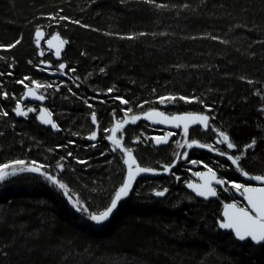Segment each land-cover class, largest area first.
Returning a JSON list of instances; mask_svg holds the SVG:
<instances>
[{"label": "trees", "instance_id": "16d2710c", "mask_svg": "<svg viewBox=\"0 0 264 264\" xmlns=\"http://www.w3.org/2000/svg\"><path fill=\"white\" fill-rule=\"evenodd\" d=\"M38 30L65 41L60 60L36 45ZM60 64L62 76L47 73ZM32 84L56 128L37 123V104L16 115ZM150 110L209 116L207 132L192 129L187 140L212 143L211 130L225 132L235 147L219 150L240 156L239 167L196 148L189 159L226 186L240 183L241 172L264 176V0H0V165L10 166L0 180V264H264V244L217 227L232 198L193 196L181 162L137 180L108 220L90 219L126 173L111 129L125 113ZM157 133L138 119L117 136L139 166L160 172L178 158L170 148L180 136L154 146ZM31 165L40 172L18 171Z\"/></svg>", "mask_w": 264, "mask_h": 264}, {"label": "snow or ice", "instance_id": "6c2138e0", "mask_svg": "<svg viewBox=\"0 0 264 264\" xmlns=\"http://www.w3.org/2000/svg\"><path fill=\"white\" fill-rule=\"evenodd\" d=\"M66 19V18H65ZM78 23V21L76 22ZM41 33L38 31L37 36H40ZM53 39H56L54 37ZM19 43V41H17ZM61 43H64L61 41ZM49 44H52V41H49ZM14 46V45H13ZM56 55H60L59 47H57ZM61 69L65 67L64 64H60L59 66ZM103 71V70H101ZM20 83H23V81H20ZM33 83H36L33 81ZM26 86V85H25ZM27 87V86H26ZM37 87H40V85H37ZM109 92L112 91V89H108ZM29 95H33L32 90H29ZM38 99H44L43 96L38 97ZM175 97H160L161 103H164L165 101H171L174 100ZM182 100H187L185 97H180ZM123 103H128L127 101H122ZM28 112L35 111L33 108H29L27 110ZM128 111H131L129 109ZM15 112L17 115H27V112H23L20 108L19 103L17 104V107L15 109ZM4 115H7V113H4ZM148 119H153L154 117H160L161 119L158 121L160 123H172L175 122L177 127H180L183 125V132L184 135L187 136L189 125L190 124H202L205 128L209 127V116L203 115V114H194V113H187L183 115H177L172 117H166L162 112H156V111H150L148 113L144 114ZM125 116H127V113H125ZM44 124H50L53 128H56L57 125L53 122L51 119V113L48 111V109H41L40 117H39ZM138 119H140L139 116H133L131 118V122L135 123ZM92 120L93 123L96 122V115L93 112L92 114ZM129 121L125 119L124 121H117V123L114 125V127L111 129L112 135L108 137L109 140L112 141V143L116 147H122L121 145V139L116 138V133L120 131L124 124H127ZM107 131V130H106ZM173 135V133H168L167 136L164 137H156V143L159 144L161 142L166 143L168 136ZM97 136L96 132H93L89 139L95 140ZM219 136L222 137V140L218 141V143H226L227 142V148L232 149L235 147V145L231 142H229V136L225 132H219ZM139 139V138H137ZM256 141L253 140L250 144H248L247 148H252L255 145ZM193 145H198L200 148H212V145H205V144H198L197 141L193 140L191 143H188L187 146L191 148ZM183 146V145H181ZM115 150V149H114ZM122 151L125 155L124 163L128 166V175L125 182L121 185V187L115 192L114 198L111 200L110 206L106 208V210L100 212L99 214H91L90 219L97 224H100L104 221H106L109 216L113 213V211L117 208L118 202L122 199V197H125L128 195L129 190L132 187V183L135 179V176L141 172H149L153 171L152 169L147 168H140L138 165H136L135 157L132 155V150L129 148H122ZM221 155H225L224 152L220 153ZM70 155V154H69ZM228 159L231 160L233 165H238V161L241 159L240 156H236L233 158L232 156H228ZM15 164L22 165L23 161H15ZM35 163V162H33ZM83 163V161H81ZM193 164L197 163L196 161H192ZM135 165V167H134ZM10 166L7 164L0 165V180H3L7 175L10 173H7L4 171V169L9 168ZM42 166L37 167H30V168H20L18 171L24 172V171H31V172H39ZM205 167H207L205 165ZM17 170H13L11 173L12 175L15 174ZM165 171H168V167H165ZM208 178L205 179L203 184L200 185H193L189 184L188 186L190 188H194L197 195L201 197H214L217 195V192L215 188L211 187V181L215 180L216 174L213 172L211 168H208ZM198 176H203V173H197ZM244 176H249L247 172H243ZM51 182L54 184H57L59 188L65 190V195H67V187L65 184L59 182L54 176H48L47 177ZM253 180L264 182V176H252L250 177ZM216 183L218 184H224L225 181L223 180H217ZM232 187L235 188L237 191L243 190L242 194L246 197L247 203L250 207H237L236 204H228L225 205V211H224V220L219 224L220 228L223 229H232L235 232L236 237L239 240H245L246 238H251L252 241H255L257 243L264 242V187H252V186H245L244 184L240 183H232ZM166 191V190H165ZM156 195L163 196L164 192H157Z\"/></svg>", "mask_w": 264, "mask_h": 264}, {"label": "water", "instance_id": "95a60500", "mask_svg": "<svg viewBox=\"0 0 264 264\" xmlns=\"http://www.w3.org/2000/svg\"><path fill=\"white\" fill-rule=\"evenodd\" d=\"M40 32L41 33V35L40 36H37V32ZM38 31H36V33H35V39H36V45L37 46H39L40 45V43L44 40V35H43V32L42 31H40V30H38ZM54 37H56V39H53ZM49 41H52V44L50 45L49 44ZM61 41H63L64 43H61ZM43 44H44V46L52 53V55H53V58L55 59V60H60V58H61V54L64 52V50H65V48H66V43H65V41L59 36V35H52V36H50L48 39H45L44 41H43ZM57 47H59V50H60V55L59 56H57L56 55V51H57ZM60 66V65H59ZM59 70L60 71H48L47 73L50 75V76H62L63 75V73H62V71L64 70V68L63 69H61L60 67H59ZM32 90V92H33V95H29L28 93H29V90ZM40 96H43L44 97V99H38V97H40ZM25 103H33V104H37L38 105V113H37V115H36V121H37V123L41 126V127H44V128H53L50 124H44L43 122H42V120L39 118L40 117V113H41V109H45L46 108V106H45V103H46V98H45V96L44 95H42V94H40L34 87H27L25 90H24V92H23V94L21 95V97H20V108H21V110L23 111V112H25L23 109H22V105L23 104H25ZM17 107V106H16ZM47 109V108H46ZM49 111V110H48ZM150 111H156V112H161V111H159V110H150ZM150 111H148V112H150ZM50 112V111H49ZM148 112H146V113H148ZM16 113V112H15ZM163 113V112H162ZM145 114V113H144ZM142 115L141 116V120H143L145 123H147L149 126H151V127H153V128H162V129H165V130H167V131H172V132H174V131H177V130H181V131H183V125H181L180 127H177L176 126V123L175 122H172V123H160V122H158L161 118L160 117H154L153 119H148L145 115ZM164 114V116H166V117H172V116H177V115H183V114H187V113H178V114H173V115H167V114H165V113H163ZM194 114H199V113H194ZM16 115H17V113H16ZM204 115V114H203ZM17 116H19V117H23L24 115H17ZM51 119L53 120V118H52V115H51ZM53 122H54V120H53ZM55 123V122H54ZM195 126H200V127H202V128H205L204 127V125H202V124H199V123H197V124H190L189 125V129L190 128H192V127H195ZM54 129V128H53ZM167 136V135H166ZM156 138V137H155ZM155 138H153V145H158L157 143H156V140H155ZM167 141H168V139H167ZM167 143V142H166ZM166 143H164V142H161V143H159V144H166ZM127 166V165H126ZM30 167H37V166H29V168ZM134 167H135V165H134ZM140 168H144V167H141V166H139ZM168 167V171H165V169L163 170V171H160V172H158V173H156L155 171L153 172V171H149V172H141V173H139V174H137L136 176H135V179H134V181H133V183H132V187H131V189L133 188V186H134V184H135V182L138 180V179H140V178H145V177H154L155 175H157V174H161V175H164V174H166V173H168L169 171H170V169L173 167V164H171L170 166H167ZM40 172V171H39ZM198 173H203L204 175L203 176H198L197 175V173L195 174V175H193V177H194V179H196L197 181H189L188 183H186L185 184V189L187 190V191H189L193 196H195L196 198H198V199H201V200H207V199H215L216 198V196H214V197H207V198H205V197H201V196H199V195H197V193H196V191L194 190V188H190L188 185L189 184H193V185H200V184H203L204 183V181H205V179H207L208 178V170H203V171H201V172H198ZM216 174V178H215V180H212L211 181V187H213V188H215V190L216 189H218V188H222L224 185H225V183L224 184H218V183H216V181L217 180H223V179H221V178H219L218 177V175H217V173H215ZM127 175H128V166H127V168H126V173H125V176H124V179H123V182H122V184L125 182V180L127 179ZM244 179L247 181V182H251V183H253V184H255V186H252V187H264V182H260V181H256V180H253V179H251L250 177H248V176H246V177H244ZM224 181V180H223ZM121 184V185H122ZM121 185H120V187H121ZM119 187V188H120ZM118 188V189H119ZM117 189V190H118ZM130 189V190H131ZM129 190V191H130ZM242 192H243V190L241 189L240 191H237L235 188H233V193H234V195H235V197L237 198V199H239V200H241L242 202H243V207H250L249 205H248V203H247V200H246V197L242 194ZM115 196V195H114ZM114 198V197H113ZM123 198V197H122ZM120 202V201H119ZM118 202V203H119ZM228 204H235V203H225L224 205H223V207H222V209H221V213H220V219H218L217 220V227H218V229L221 231V232H223V233H230V234H232L233 235V237L237 240V241H239V242H242V243H246V242H250L252 245H254V246H259V245H261V244H264V242H261V243H257V242H255V241H252L251 240V238H246L245 240H239L237 237H236V235H235V232H234V230H232V229H223V228H220L219 227V224L224 220V211H225V205H228ZM110 206V205H109ZM81 207L83 208V209H85V207H84V205L83 204H81ZM237 207H241V206H238L237 205ZM106 210V209H105ZM116 210V209H115ZM114 210V211H115ZM113 211V212H114ZM99 214V213H98ZM113 214V213H112ZM111 214V215H112ZM91 215V214H90ZM110 215V216H111ZM110 216H109V218H110ZM108 218V219H109ZM107 219V220H108Z\"/></svg>", "mask_w": 264, "mask_h": 264}, {"label": "flooded vegetation", "instance_id": "af4514ba", "mask_svg": "<svg viewBox=\"0 0 264 264\" xmlns=\"http://www.w3.org/2000/svg\"><path fill=\"white\" fill-rule=\"evenodd\" d=\"M153 128V127H152ZM196 128H198L201 132H207V129L208 128H202V127H200V126H195V127H192V128H190L189 130H188V133H189V131L190 130H192V129H196ZM154 129H156V130H158V132L159 133H157V134H154L153 135V138H155V137H164V136H166L168 133H173V135H171V136H168V141H167V143L169 142V140L171 139V138H173L172 136H174V135H176V134H180V133H184L183 131H181L180 129L179 130H177V131H174V132H172V131H167V130H165V129H162V128H154ZM188 135V134H187ZM152 141H153V139H152ZM193 141V140H192ZM195 141H197V140H195ZM198 142V144H203V143H200L199 141H197ZM166 143V144H167ZM190 143H191V141H190ZM166 144H158V145H154V146H159V145H166ZM205 145H212V148L210 149V148H200L198 145H193L191 148H196V149H199V150H202V151H204V152H207L209 155H211V156H218V155H220V156H225V157H228L227 156V153H225V155H221L220 153V150H219V148L221 147V145H223L222 143H218V141L217 140H213V142L212 143H207V144H205ZM191 148H189V150L191 149ZM178 157V156H177ZM231 161V160H230ZM232 163V162H231ZM205 165L207 166V167H205ZM234 166H236V165H234ZM185 167H188V173L190 174V179L186 182V183H188L189 181H197L196 179H194V177H193V175H195L196 173H198V172H201V171H203V170H208V168H211V167H209L206 163H201V164H196V165H192V166H187V165H185ZM212 169V168H211ZM213 170V169H212ZM213 172H215L214 170H213ZM216 173V172H215ZM218 175V174H217ZM219 177V176H218ZM244 177H246V176H244L243 175V172H241L240 173V184H244L245 186H255V184H253V183H251V182H247L245 179H244ZM248 177H252V176H248ZM219 178H221V177H219ZM221 179H223L224 181H225V185L222 187V188H218V189H216V192H217V196H216V198L218 197V195H219V193L220 192H223L224 194H226V195H228V196H230L232 199L231 200H229L228 202H225V203H235L236 205H238V206H241V207H243V202L241 201V200H239V199H237L236 197H235V195H234V193H233V187H232V185L231 186H226L227 185V181L224 179V178H221ZM185 183V184H186ZM230 187V188H229ZM225 203H223V205L225 204ZM223 205H222V207H223Z\"/></svg>", "mask_w": 264, "mask_h": 264}, {"label": "rangeland", "instance_id": "374dc122", "mask_svg": "<svg viewBox=\"0 0 264 264\" xmlns=\"http://www.w3.org/2000/svg\"><path fill=\"white\" fill-rule=\"evenodd\" d=\"M46 38L44 37V40H45ZM43 40V41H44ZM42 41V42H43ZM41 42V43H42ZM43 52H42V50H39V54L41 55ZM45 66L46 67H48L49 69H50V67L49 66H47L46 64H45ZM51 71H57V69L56 68H52V70ZM32 87H34V88H36V84H32L31 85ZM29 108H32V106L31 107H22V109L25 111V112H27L28 113V109ZM32 112H34V111H32ZM136 116H139L140 117V119H141V116L140 115H136ZM133 116L131 115V116H126L125 118H123L122 119V121H124L125 119H127L129 122L128 123H132L131 122V118H132ZM127 123V124H128ZM124 125H126V124H124ZM120 131H118L117 133H116V138L117 139H121V137H119V136H117V134L119 133ZM211 133H213V140H217V141H220V140H222V137H220L219 136V132L217 131V130H211ZM111 135H112V132H111ZM179 138H177L176 139V141H175V143L173 142V144L171 145V148H170V157L172 158V155L174 156V152H175V150H176V155L178 156V158H173V161H172V164L174 165V164H177L178 162H181V163H183L184 165H187V166H192V165H196V164H198V163H195V164H193L192 163V160H190L189 158H190V155H189V147L187 146V144L188 143H190V141L189 140H187V136H185L184 135V133H180L179 134ZM223 145H221V148L222 147H226L227 148V142L226 143H222ZM181 145H183V146H181ZM117 148H119V149H121L122 150V148L121 147H117ZM227 150L228 151H230L231 149H228L227 148ZM123 154H124V152H123ZM124 158H126L125 157V155H124ZM186 162V163H185ZM136 165H138L137 163H136ZM139 166V165H138ZM147 168H151L150 166H146ZM151 169H155V168H151ZM154 172V171H153ZM158 172V171H157ZM156 172V173H157ZM66 196H68V195H66Z\"/></svg>", "mask_w": 264, "mask_h": 264}, {"label": "bare ground", "instance_id": "6f19581e", "mask_svg": "<svg viewBox=\"0 0 264 264\" xmlns=\"http://www.w3.org/2000/svg\"><path fill=\"white\" fill-rule=\"evenodd\" d=\"M46 39H48V38H46ZM48 50V49H47ZM49 51V50H48ZM50 52V51H49ZM58 61V60H57ZM140 179H142V178H140ZM139 180V179H138Z\"/></svg>", "mask_w": 264, "mask_h": 264}]
</instances>
